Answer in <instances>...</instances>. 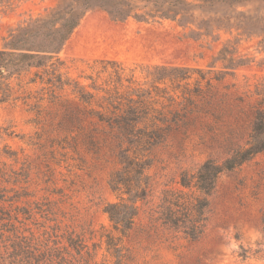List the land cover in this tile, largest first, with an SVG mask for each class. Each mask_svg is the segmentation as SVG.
I'll list each match as a JSON object with an SVG mask.
<instances>
[{
	"label": "rangeland",
	"instance_id": "374dc122",
	"mask_svg": "<svg viewBox=\"0 0 264 264\" xmlns=\"http://www.w3.org/2000/svg\"><path fill=\"white\" fill-rule=\"evenodd\" d=\"M60 2L0 0V48L13 29ZM216 9L231 16L230 25L202 36L169 19L114 21L89 10L59 53L62 88L30 82L43 69L9 80L17 99L0 101V170L8 188L23 196L15 208L22 222L72 233L86 245L89 264H264V152L219 176L197 239L170 227L166 216L173 197L190 192L180 183L184 174L246 145L264 82V0ZM241 20L247 32L233 26ZM173 65L201 69L213 86L207 79L196 86L198 74L189 86L151 74L155 66ZM140 96L186 118L153 150L149 196L117 250L108 246L113 229L104 207L117 201L109 177L120 166L119 138L92 111L112 112Z\"/></svg>",
	"mask_w": 264,
	"mask_h": 264
},
{
	"label": "trees",
	"instance_id": "16d2710c",
	"mask_svg": "<svg viewBox=\"0 0 264 264\" xmlns=\"http://www.w3.org/2000/svg\"><path fill=\"white\" fill-rule=\"evenodd\" d=\"M242 1L61 0L47 16L19 25L9 33L0 48V101L17 99L9 80L32 68L43 71H36L30 82H36L39 78L50 86H64L59 70V53L89 10L101 9L114 21L133 18L138 22H158L169 19L202 36L230 25L231 16L225 15L217 7H233ZM242 13L237 10V14L243 17ZM256 19L258 22L259 19ZM233 26L248 31L243 20ZM261 32L264 33V30ZM232 61H236L235 58L232 57ZM241 63L243 61L240 59L236 61V64ZM151 74L158 82L177 84L186 81L188 86V81L198 74L199 77L193 79L196 86L204 79H207L210 87L213 86L212 78H207L201 69L189 66H155ZM223 77L215 79L220 81ZM257 94L260 98L246 145L221 161L206 159L189 178L184 174L180 183L190 192L181 193L173 197L174 202H169L170 207L166 212L169 226L176 230L184 229L191 239H197L203 232L209 197L215 190L219 176L264 152V82L258 86ZM93 96L83 97L89 99L86 100L88 102ZM170 97L169 100L175 98L173 95ZM149 101L141 96L137 99L129 97L115 111H92L99 121L115 130L119 138L117 157L120 166L109 177V186L116 194L117 201L109 202L104 207L113 229L106 234L108 246L112 249L118 250L119 244L116 242L133 229L140 212L139 203L149 196L151 178L148 169L154 163L153 150L180 128L182 119L186 118L181 119L178 112L169 116L162 109L153 107L152 98ZM9 183L5 173L0 170V264H89L84 255L86 245L74 238L72 233L60 232L59 229L50 231L46 225L36 229L30 226L32 222L21 221V212L15 208L23 196H17L15 190L8 188ZM22 216L28 221L32 214L29 210ZM114 231L120 233L121 237L116 236Z\"/></svg>",
	"mask_w": 264,
	"mask_h": 264
}]
</instances>
